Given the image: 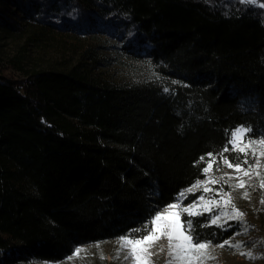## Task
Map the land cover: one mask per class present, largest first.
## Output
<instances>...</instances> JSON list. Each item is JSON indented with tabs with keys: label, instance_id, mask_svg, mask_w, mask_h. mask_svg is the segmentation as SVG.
Segmentation results:
<instances>
[{
	"label": "trees",
	"instance_id": "16d2710c",
	"mask_svg": "<svg viewBox=\"0 0 264 264\" xmlns=\"http://www.w3.org/2000/svg\"><path fill=\"white\" fill-rule=\"evenodd\" d=\"M0 34L23 40L0 60V264L139 237L210 158L239 159L231 130L264 137V0H0ZM66 35L111 39L140 71L102 76L91 44L23 67L24 45ZM212 215L182 220L211 243L242 226Z\"/></svg>",
	"mask_w": 264,
	"mask_h": 264
},
{
	"label": "rangeland",
	"instance_id": "374dc122",
	"mask_svg": "<svg viewBox=\"0 0 264 264\" xmlns=\"http://www.w3.org/2000/svg\"><path fill=\"white\" fill-rule=\"evenodd\" d=\"M22 43L23 40L19 38H6L0 34V60L8 63L11 58H14L18 54L19 44ZM31 44L24 45L27 50L23 67L27 69L33 67L45 69L65 68L68 64L76 60L79 56L80 46L85 44H91L93 46L94 52H96L97 58L100 61L96 70H98L102 76L111 80H118L134 75V73L140 71L139 68L142 66L139 62H134L123 57L117 49V43L103 36L72 37L66 35L59 38H49L45 40L44 43H39L38 45ZM262 138L264 137H245L244 142L246 143L248 140L260 141ZM259 151L260 149L257 147L258 154ZM236 154H238L239 159L237 158L235 162L227 158L229 163L235 164L244 159L243 154L237 152ZM259 159L260 164L257 166L256 159L249 153V163L242 164V167L248 168L249 165H251L253 172L250 173V176H243V173L237 172L234 168H229L224 163V158H216L214 161L210 158L208 165L211 163L212 167L209 169L208 173L181 191L180 193H184V196H181L179 201L176 199L157 211L165 213L170 204H179L181 208L187 207L197 202L199 197L203 195L205 197V202L216 201L221 207H227L228 211H231V206L234 205L236 209L243 213L241 228L226 239L231 240L232 244L238 241L243 242V246L241 248H233L226 245L221 248L217 245L224 241L221 243H210L207 254L211 258H205L202 262L193 261V264H264V205L260 203L261 197L264 196V188L260 187V178L264 177V157H259ZM255 171H259L260 177L254 174ZM225 174L231 177L228 183L219 179L225 176ZM213 178L219 180V183L213 184L211 182ZM241 180L245 182V186L234 187L238 185ZM198 181L204 183L189 193L187 190L192 188L193 185H196ZM204 187L209 188L207 193L203 191ZM245 192L248 194L247 198L244 197ZM225 193L229 194L231 197V204L229 205H225L224 203L229 198V195H224ZM197 207L199 208L201 205L198 204ZM171 211L177 212L179 208L171 209ZM218 214L219 209H214L213 215ZM187 217L189 216L186 213L179 217L182 231L185 227L182 219ZM245 227L247 228L246 232L243 231ZM236 233L240 234L237 235ZM120 237L79 245L69 256L57 262L23 260L9 264H133L131 258L125 260V256L128 255V249L120 248ZM129 238L137 239L139 237ZM194 242L203 241L194 239ZM77 250L79 251L77 252ZM118 251L119 254L117 255ZM247 251H251L255 258L249 259L240 254V252ZM149 252L151 255L147 260V264H166L170 259L168 255L167 239L165 238L157 241L152 248L149 249ZM172 264H180V262L174 260Z\"/></svg>",
	"mask_w": 264,
	"mask_h": 264
},
{
	"label": "snow or ice",
	"instance_id": "6c2138e0",
	"mask_svg": "<svg viewBox=\"0 0 264 264\" xmlns=\"http://www.w3.org/2000/svg\"><path fill=\"white\" fill-rule=\"evenodd\" d=\"M247 2H251V0H247ZM167 91V89H166ZM251 129L245 128L243 126L237 127L234 130H231L228 143L231 144L232 151L237 153H241L244 155V159L238 163L232 164L229 163L228 159L224 157V152H228L229 148L226 146L224 148V152L220 155L224 157V163L229 168H234L237 172L243 173V176H250V173L253 172L251 165L248 168H243L242 164H248V156L249 153L251 156L256 159L257 166L260 164L259 157H264V138L260 141L248 140L246 143L245 137L247 133L250 132ZM257 147H259V154L257 153ZM210 157L211 153L208 154ZM204 157H201V160H204ZM213 161L216 159L212 157ZM212 167L210 163L208 167H205L203 171L208 173L209 169ZM256 176L260 177L259 171H255ZM220 180H224L225 183H228V180L231 177H228L227 174L219 178ZM213 184L219 183V180L213 178L211 180ZM204 182L198 181L196 185H193L192 188L187 191L191 193L193 189L201 186ZM245 182L241 180L238 185L234 187H244ZM260 187L264 188V177L260 178ZM203 191L207 193L209 188L204 187ZM219 194V193H217ZM224 195H229L225 193ZM247 192L244 193V197L247 198ZM184 196V193H180L177 196V200H180V197ZM186 198V197H185ZM182 203V201H181ZM225 205L231 204V197L227 201L224 202ZM260 203L264 205V196L261 197ZM200 204L201 207H197ZM179 211L173 212L171 209H177ZM214 209H219L218 215H212L209 218V224L203 225L204 227H209L212 225L217 226L218 228H223L226 224H228L229 220H238L242 221L243 213L235 208L234 205L231 206V211H228L227 207H221L216 201L205 202V197L201 195L197 202H194L187 207L181 208L179 204H170L165 213L157 212L154 217H152L149 221L145 222V224L140 229H135L134 231L137 233H141L139 238L131 239L128 236L120 237L119 244L120 248L128 249V255L125 256V260L131 258L133 264H147V260L150 257L151 253L149 249L159 241L160 239H167L168 242V255L169 260L166 264H172V262L179 261L180 264H193V261L202 262L205 258H211L207 254V249L210 246L211 242H194V237L191 235L192 232V220L189 219L187 221L184 230H181L180 223V215L187 214L189 217L201 216L205 212H213ZM244 232L247 231L245 227L243 229ZM187 233V234H185ZM237 235L240 233H236ZM230 246L233 248H241L243 246V242H236L232 244L231 240H225L223 243L217 245L218 247ZM79 250H77L78 252ZM119 254V251L117 255ZM241 255L248 257L249 259H254L253 253L251 251L240 252Z\"/></svg>",
	"mask_w": 264,
	"mask_h": 264
}]
</instances>
